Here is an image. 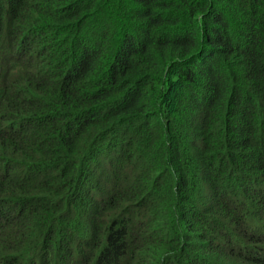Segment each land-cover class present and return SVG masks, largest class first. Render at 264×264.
I'll return each instance as SVG.
<instances>
[{
  "label": "trees",
  "instance_id": "16d2710c",
  "mask_svg": "<svg viewBox=\"0 0 264 264\" xmlns=\"http://www.w3.org/2000/svg\"><path fill=\"white\" fill-rule=\"evenodd\" d=\"M0 264H264V0H0Z\"/></svg>",
  "mask_w": 264,
  "mask_h": 264
}]
</instances>
